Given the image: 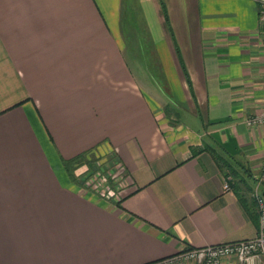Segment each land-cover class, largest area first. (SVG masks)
I'll use <instances>...</instances> for the list:
<instances>
[{
  "label": "crops",
  "instance_id": "crops-1",
  "mask_svg": "<svg viewBox=\"0 0 264 264\" xmlns=\"http://www.w3.org/2000/svg\"><path fill=\"white\" fill-rule=\"evenodd\" d=\"M259 10L0 0V264H150L254 238L264 125L245 121L264 112ZM129 55L154 57L163 81L139 80ZM89 151L114 155L118 199L68 170Z\"/></svg>",
  "mask_w": 264,
  "mask_h": 264
},
{
  "label": "built area",
  "instance_id": "built-area-1",
  "mask_svg": "<svg viewBox=\"0 0 264 264\" xmlns=\"http://www.w3.org/2000/svg\"><path fill=\"white\" fill-rule=\"evenodd\" d=\"M258 2L260 4L259 21L264 34V0H258ZM245 122L250 128L263 126L264 112L246 119ZM263 184L264 158L260 163L259 176L252 192L258 212V230L254 238L188 248L150 264H264V195L260 191V186ZM82 185L85 189H91L100 196H104L103 192L100 193L95 190L94 186L91 187L89 182H83ZM223 187L224 190L230 189L229 177L225 178Z\"/></svg>",
  "mask_w": 264,
  "mask_h": 264
},
{
  "label": "rangeland",
  "instance_id": "rangeland-1",
  "mask_svg": "<svg viewBox=\"0 0 264 264\" xmlns=\"http://www.w3.org/2000/svg\"><path fill=\"white\" fill-rule=\"evenodd\" d=\"M127 58L139 80L153 86L155 80L157 82L163 81L162 78L156 76L154 71L156 70L154 67V57H134L129 55ZM144 69H146V71ZM139 70L141 71L139 72ZM151 85H149V88L153 89ZM95 158L96 161L93 168H90L89 170L87 164L78 166L75 168L76 175L79 177V180H82V184L83 182H89L91 187H95L96 191L100 193L103 192L105 198L110 197V199H118L120 191L126 185V180L125 176L122 177V173H119V168L116 167V164L114 163V155L109 153L103 155L97 154Z\"/></svg>",
  "mask_w": 264,
  "mask_h": 264
},
{
  "label": "trees",
  "instance_id": "trees-1",
  "mask_svg": "<svg viewBox=\"0 0 264 264\" xmlns=\"http://www.w3.org/2000/svg\"><path fill=\"white\" fill-rule=\"evenodd\" d=\"M95 161H96V158H95L94 154L89 151V152H85V153L79 155L78 157H75L71 161H67L66 166L69 170L70 166H72V165H75V168H77L78 166L87 164L88 169L90 170V168L94 167ZM78 179H79V177H78Z\"/></svg>",
  "mask_w": 264,
  "mask_h": 264
}]
</instances>
